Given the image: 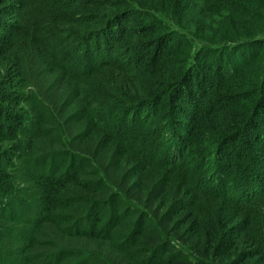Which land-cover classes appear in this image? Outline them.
<instances>
[{
	"label": "trees",
	"instance_id": "trees-1",
	"mask_svg": "<svg viewBox=\"0 0 264 264\" xmlns=\"http://www.w3.org/2000/svg\"><path fill=\"white\" fill-rule=\"evenodd\" d=\"M51 1L0 0V264H264V0Z\"/></svg>",
	"mask_w": 264,
	"mask_h": 264
},
{
	"label": "rangeland",
	"instance_id": "rangeland-1",
	"mask_svg": "<svg viewBox=\"0 0 264 264\" xmlns=\"http://www.w3.org/2000/svg\"><path fill=\"white\" fill-rule=\"evenodd\" d=\"M50 3H51L50 7H51L53 10H55V9L58 7V4H59L57 0H53V1H51ZM135 18H136V15H132V19H133L134 21H135ZM137 18H138V16H137ZM132 23H133V21H130V25H131ZM153 118H157V116H154ZM223 121H225L226 124H228V123H232V122L235 121V120L233 119V116L230 117V116L228 115L227 117L222 118V122H223ZM121 126H122V128H125V129H126L127 124L124 125V123L121 122ZM232 196H233V198H234V194H233ZM232 196H231L230 198H232Z\"/></svg>",
	"mask_w": 264,
	"mask_h": 264
}]
</instances>
